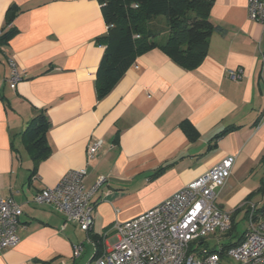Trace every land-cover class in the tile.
Masks as SVG:
<instances>
[{
	"label": "crops",
	"instance_id": "crops-1",
	"mask_svg": "<svg viewBox=\"0 0 264 264\" xmlns=\"http://www.w3.org/2000/svg\"><path fill=\"white\" fill-rule=\"evenodd\" d=\"M247 4L215 0L210 18L217 29L196 68L156 47L138 55L98 99L96 72L105 52L98 38L108 30L101 3L0 0V29L14 30L0 42V194L22 209L20 242L0 248V264H94L95 237L105 250L115 241L116 223L154 207L228 155L236 161L217 189V203L247 212L248 196L264 184V22L249 17ZM155 21L165 25L163 18ZM10 59L22 76L15 88ZM237 68L242 77L234 80L228 71ZM41 111L51 152L36 163L23 132ZM184 121L196 139L184 132ZM95 140L101 143L88 161L87 146ZM82 167L87 187L106 178L92 197L89 231L64 225L63 212L32 200ZM259 169V185H247ZM77 243L83 251L74 257Z\"/></svg>",
	"mask_w": 264,
	"mask_h": 264
},
{
	"label": "built area",
	"instance_id": "built-area-1",
	"mask_svg": "<svg viewBox=\"0 0 264 264\" xmlns=\"http://www.w3.org/2000/svg\"><path fill=\"white\" fill-rule=\"evenodd\" d=\"M251 19L264 22V0H248ZM0 29V36L2 35ZM8 80L15 88L22 76L16 62L9 60ZM234 79L242 77V69L228 71ZM100 141L89 142L87 159L90 161ZM236 157L228 155L215 167L182 187L142 214L114 225L115 241L96 257L94 264H264V216L257 212V204L249 201V226L243 240L225 250L220 237L232 227L233 211H225L217 203V189L229 178ZM86 167L69 170L51 187L39 190L36 203L51 204L65 214L64 225L76 223L89 231L94 225L92 197L106 180L100 176L87 187ZM21 206L12 196L0 194V248L16 246L20 242ZM217 238V251L210 252L209 238ZM83 244L73 246L78 257Z\"/></svg>",
	"mask_w": 264,
	"mask_h": 264
},
{
	"label": "trees",
	"instance_id": "trees-1",
	"mask_svg": "<svg viewBox=\"0 0 264 264\" xmlns=\"http://www.w3.org/2000/svg\"><path fill=\"white\" fill-rule=\"evenodd\" d=\"M107 24V33L98 38L105 46V52L96 72L98 99L105 97L132 65L136 57L147 50L160 48L175 62L187 69L196 68L208 54L210 38L217 29L210 18L215 0H98ZM164 16L165 29L160 27L156 18ZM8 14V22L11 20ZM9 24V23H8ZM0 42L9 39L14 30L1 29ZM165 33V39H159ZM190 139H196L198 132L190 122L182 124ZM49 128L44 111L36 114L23 132L26 148L33 160L39 163L51 152L47 141ZM227 128L216 138L227 132ZM263 188L258 190L264 191ZM254 195L248 196V202ZM241 207L233 211L232 227L224 235L232 238L235 230V217ZM250 211L247 205L246 217ZM264 216V202L257 207ZM245 234V233H244ZM244 234L236 241H222V249L239 244ZM97 252L93 260L104 251L103 239L95 237ZM210 252L217 251L208 247Z\"/></svg>",
	"mask_w": 264,
	"mask_h": 264
},
{
	"label": "rangeland",
	"instance_id": "rangeland-1",
	"mask_svg": "<svg viewBox=\"0 0 264 264\" xmlns=\"http://www.w3.org/2000/svg\"><path fill=\"white\" fill-rule=\"evenodd\" d=\"M160 18H163V20L165 21V18H164V16H159ZM157 23L160 25V27H162L163 29H165L164 27H165V25L164 24H162L163 22H158L157 21ZM161 39H164V36H162L161 37ZM258 174H255L252 178H251V181H247L246 182V184L247 185H251V186H253V185H255V187L257 186V185H259V183H260V179H261V175H262V171L259 169L258 171ZM227 197H229V196H227ZM227 197H225V198H223L225 201L227 200ZM253 197V199H254V201L253 202H255L257 205H259L260 204V201H261V203H263L264 202V191H260L259 193H257V194H255L254 196H252ZM221 201H223L222 199H221V197L219 198ZM259 201V202H258ZM230 203H228V201H227V203H225V211H231L232 210V207H230ZM248 226H249V221H248V218L246 217V213H245V211L242 209V210H240V212H238V214H237V218H236V221H235V230H234V232H233V235H232V238L230 239L229 237L228 238H226V236H221L220 237V240L221 241H224V240H226V241H229V240H232V241H236V240H238L244 233H245V231L247 230V228H248ZM209 240V243L211 244V247H213V246H217V247H219L218 245H217V238H214L213 236L211 237V238H209L208 239Z\"/></svg>",
	"mask_w": 264,
	"mask_h": 264
}]
</instances>
